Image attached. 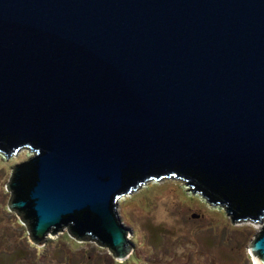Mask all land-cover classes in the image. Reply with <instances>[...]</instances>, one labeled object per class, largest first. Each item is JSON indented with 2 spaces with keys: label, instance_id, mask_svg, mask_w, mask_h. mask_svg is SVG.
<instances>
[{
  "label": "water",
  "instance_id": "water-1",
  "mask_svg": "<svg viewBox=\"0 0 264 264\" xmlns=\"http://www.w3.org/2000/svg\"><path fill=\"white\" fill-rule=\"evenodd\" d=\"M25 148L8 207L39 245L126 259L120 198L166 178L261 221L264 0H0V152Z\"/></svg>",
  "mask_w": 264,
  "mask_h": 264
},
{
  "label": "rangeland",
  "instance_id": "rangeland-1",
  "mask_svg": "<svg viewBox=\"0 0 264 264\" xmlns=\"http://www.w3.org/2000/svg\"><path fill=\"white\" fill-rule=\"evenodd\" d=\"M33 156L28 148L11 156L0 152V264H255L249 248L264 217L233 221L225 206L176 178L151 180L120 198L134 244L124 260L95 240H77L67 228L33 243L27 224L8 207L7 188L14 169Z\"/></svg>",
  "mask_w": 264,
  "mask_h": 264
},
{
  "label": "trees",
  "instance_id": "trees-1",
  "mask_svg": "<svg viewBox=\"0 0 264 264\" xmlns=\"http://www.w3.org/2000/svg\"><path fill=\"white\" fill-rule=\"evenodd\" d=\"M72 241H75L74 239H71ZM62 255L64 254V253H61ZM64 256V255H63ZM123 264V263H122Z\"/></svg>",
  "mask_w": 264,
  "mask_h": 264
}]
</instances>
